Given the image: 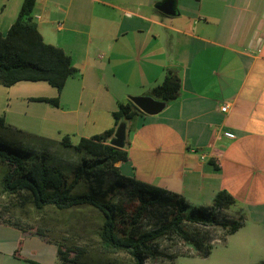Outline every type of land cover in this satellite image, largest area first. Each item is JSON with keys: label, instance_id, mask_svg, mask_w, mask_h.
Instances as JSON below:
<instances>
[{"label": "crops", "instance_id": "crops-1", "mask_svg": "<svg viewBox=\"0 0 264 264\" xmlns=\"http://www.w3.org/2000/svg\"><path fill=\"white\" fill-rule=\"evenodd\" d=\"M22 1L0 0L1 33ZM162 1L35 0L44 42L61 48L76 72L59 94L41 81L0 85V116L76 144L111 129L118 103L148 96L172 71L178 97L127 123V160L115 166L190 207L209 206L224 190L235 199L232 216L264 238V0H173V16L155 8ZM55 97L57 106L35 100ZM56 259L54 245L0 223V264Z\"/></svg>", "mask_w": 264, "mask_h": 264}, {"label": "trees", "instance_id": "trees-1", "mask_svg": "<svg viewBox=\"0 0 264 264\" xmlns=\"http://www.w3.org/2000/svg\"><path fill=\"white\" fill-rule=\"evenodd\" d=\"M34 4L23 0L15 21L0 32V85L41 81L59 94L76 69L61 48L44 42L33 19ZM179 90V78L168 71L148 96L168 104ZM35 100L58 105V97ZM143 115L130 99L120 102L111 129L76 144L68 136L60 142L43 139L0 116V223L54 245L56 264H150L174 262L179 256L207 257L214 230L222 231L220 242L243 225L242 216L228 214L235 199L223 190L211 205L190 207L178 194L121 175L115 164L127 160V151L108 142L120 122ZM37 141L71 148L79 161L70 167L57 164L49 148ZM78 210L96 214L79 240L69 236L70 218L59 231L48 214L58 218ZM164 239H176L188 251L169 255L160 247Z\"/></svg>", "mask_w": 264, "mask_h": 264}, {"label": "rangeland", "instance_id": "rangeland-1", "mask_svg": "<svg viewBox=\"0 0 264 264\" xmlns=\"http://www.w3.org/2000/svg\"><path fill=\"white\" fill-rule=\"evenodd\" d=\"M26 131V130H25ZM41 146L49 148L53 162L63 165L64 167H70L77 162L79 156L70 150H64L66 147L44 143ZM69 151V152H66ZM236 210L235 204L228 210V214L233 215ZM54 223L57 225V230H62V223H66V218L71 219V228H69V236L73 239H78L84 235L87 227L92 225L96 221V214L90 210H78L74 212H65L58 215V218L54 214ZM245 220L243 218V225L234 234L228 235L225 240L219 242L222 231L214 230L212 233L213 239L211 241L212 248L207 257H185L179 256L174 262H170L166 259L158 260L155 263L150 264H261L264 262V238L263 235L260 238L252 237L250 226L247 224L245 227ZM262 234H264L262 232ZM67 235V233H65ZM261 242L256 244L255 242ZM160 247L169 255L176 253H184L188 251L182 242L176 239L162 240Z\"/></svg>", "mask_w": 264, "mask_h": 264}, {"label": "water", "instance_id": "water-1", "mask_svg": "<svg viewBox=\"0 0 264 264\" xmlns=\"http://www.w3.org/2000/svg\"><path fill=\"white\" fill-rule=\"evenodd\" d=\"M155 8L164 15H175L173 0H163L158 3ZM129 99L145 115L158 114L166 106L165 102L157 101L149 96L130 97ZM126 136L127 123L122 121L115 127L113 136L108 143L115 148L123 149L125 147Z\"/></svg>", "mask_w": 264, "mask_h": 264}, {"label": "built area", "instance_id": "built-area-1", "mask_svg": "<svg viewBox=\"0 0 264 264\" xmlns=\"http://www.w3.org/2000/svg\"><path fill=\"white\" fill-rule=\"evenodd\" d=\"M226 109H227L226 105H224V106H222V107L220 108L221 112H225ZM225 135H226L227 137H231V135H230L229 133H225Z\"/></svg>", "mask_w": 264, "mask_h": 264}]
</instances>
